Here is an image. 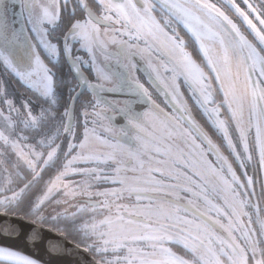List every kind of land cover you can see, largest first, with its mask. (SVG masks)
Returning a JSON list of instances; mask_svg holds the SVG:
<instances>
[{"label": "snow or ice", "instance_id": "1", "mask_svg": "<svg viewBox=\"0 0 264 264\" xmlns=\"http://www.w3.org/2000/svg\"><path fill=\"white\" fill-rule=\"evenodd\" d=\"M93 3L95 8L90 0H0V64L54 103L55 74L38 46L52 58L63 50L72 59L79 86L91 90L92 126L85 107L83 138L79 144L68 145L69 153L77 149L76 154L67 159L64 172L56 178L81 172L115 185L97 193L105 198L100 206L108 214L79 226L85 237L94 238V244L86 247L101 254L122 253L115 257L116 264H264V217L251 199L255 195L253 177L245 171L246 182H241L220 145L192 116L181 91L183 83L241 168L253 160L254 150L264 167V0H243L247 11L236 0H227L250 30L247 34L213 0ZM62 9L67 13L66 24ZM78 11L83 12L82 19L77 18ZM179 25L199 45V61L188 51L177 31ZM61 28L60 36L53 35ZM76 44L89 60L73 55ZM112 46L117 50L112 51ZM136 57L144 61L151 83L169 98L172 112L160 109L135 75ZM89 62L95 68V81L81 68ZM124 91L133 98L122 107L103 95ZM74 102L75 97H70L60 124V130L73 138ZM4 104L0 141L11 144L34 170L38 162L51 161L60 147L58 137L44 134L42 128L47 121L55 122V110L33 114L25 102L21 112L6 96ZM137 104L150 107L138 111ZM117 115L123 121L118 129L114 126ZM18 125H23L19 131ZM97 125L106 136L98 132ZM26 129L46 135L39 141L49 149L46 153L23 143L29 139L23 134ZM209 153L215 163L208 159ZM76 163L95 166L75 168ZM101 165L109 167L111 174ZM23 191L4 196L0 205L15 201ZM52 191L50 187L37 199L35 212L42 211ZM125 197H134V203H116ZM253 216L259 237L252 227ZM39 238L36 229L32 239ZM174 247L183 248L185 254ZM0 264L37 262L0 247Z\"/></svg>", "mask_w": 264, "mask_h": 264}, {"label": "trees", "instance_id": "2", "mask_svg": "<svg viewBox=\"0 0 264 264\" xmlns=\"http://www.w3.org/2000/svg\"><path fill=\"white\" fill-rule=\"evenodd\" d=\"M236 2L247 11V7L243 3V0H236ZM254 2L259 3V0H254ZM233 19L243 28L246 27L235 13L233 14ZM191 49L197 57L198 50L196 47ZM49 64L55 74L54 81L56 86V100L54 103L51 100L42 97L37 91L26 86L18 77L0 64V77H2L0 81L3 84L4 95L12 99L16 108L20 109L21 112H24V104L27 102L33 114L39 113L41 109L48 110L50 108L54 109L56 113L55 122L47 121L43 125L42 132L46 135L57 136L58 138L56 143H58L60 147L57 150V155L52 162L44 167H38L41 166V164H38L34 170L18 156L11 144H4L0 141V199L4 196L11 197L13 192H18L21 188L24 189L15 201L7 205H0V211L17 213L35 221L40 213L34 211V205L37 199L45 192L49 183L63 167L64 161L69 156L67 149L70 134L60 130V124L64 108L70 104V97H72L74 92V90H72V84H70L72 77L68 74V70L65 69L64 65H62V68L59 67L58 69L55 64ZM15 115L16 114L13 113L14 118ZM81 116V107L78 104L76 108L75 120L81 122L83 121V123L74 124V127H76L75 130H77L75 131L77 136L76 138L79 137L80 133H82V130L84 129L85 117ZM64 122H66V118H64ZM20 129H18V131ZM24 133L30 135V141L36 143V146L40 145L38 138L46 137V135H42L31 129L24 130ZM216 133L214 143L220 145L221 152L225 156H228L229 161L232 163V166L236 170L237 175L240 177L241 182H246V177L244 176L245 171H247L249 176L253 177L254 184L252 187L255 189V195H253L251 199L259 204L261 209L260 215L264 217V171L262 166L259 164L258 151L254 150L253 160L246 161L245 166L241 168L239 162L236 161L235 157L230 154V151L221 135L218 132ZM43 148L46 152L47 148ZM208 159L215 163V156L211 153L208 154ZM25 185H27V187H25ZM90 216L91 215L86 214L85 209H81L80 211L74 213L60 214L54 218L44 216L42 218L43 221L39 223L49 225L57 231L64 233L69 239L79 243L80 245L86 246L93 245L94 238L85 237L84 232L79 226L85 222H90L91 219H88ZM252 227L257 230V236H259V225L255 222V216H253ZM97 243L98 241L95 240V244ZM176 248L178 250L181 249L182 253H184L183 248ZM89 249L92 254L102 261L103 257L105 255L108 256L109 254H101L99 252L95 253L96 251H93L91 248Z\"/></svg>", "mask_w": 264, "mask_h": 264}, {"label": "rangeland", "instance_id": "3", "mask_svg": "<svg viewBox=\"0 0 264 264\" xmlns=\"http://www.w3.org/2000/svg\"><path fill=\"white\" fill-rule=\"evenodd\" d=\"M213 2H215L218 5H220L221 7H223L224 10L226 12H228V14L233 18L232 14H234V13L232 11H230L231 7L228 5L227 0H213ZM242 30H245L246 34L250 31L246 27L245 28L242 27ZM250 38H251V36H250ZM198 47H199V45H198ZM188 51H190L189 48H188ZM41 57H42V59H44L45 63L48 64V66L50 67V64L46 61L43 54H41ZM1 78L2 77H0V79ZM0 90H2V91H0V108H5L6 105L4 104V98H5L4 88H3V84L1 81H0ZM8 99H11V98H8ZM85 107H87V106H85ZM84 108H83V110H84ZM87 109H88V112L90 114L88 117V120H89V126L91 127L92 126L91 120L93 119V117L91 116L92 109L90 107H87ZM84 120H85V118H84ZM2 126H3V121L0 120V127H2ZM18 126L20 128H23V125H18ZM19 127H18V129H20ZM97 130H98V132H100V134L105 135V136L107 135V133H104L103 130L99 128V125H97ZM82 132L84 133V129L82 130ZM83 133L80 134L78 138H76L77 137L76 134H75V138H73V136L70 134V137L68 140V145L70 143L71 144H79L83 138ZM23 134L28 136V138L30 136L24 132H23ZM45 138L46 137H40V138H38V141H40L41 139H45ZM23 143H25L27 145H31L37 151L45 152V150L41 146V144L39 146H36V143H34L33 141H30V139H28L27 141H24ZM176 143L183 146V142L179 139H177ZM48 150L49 149H47V151ZM102 150L107 151L106 148L102 149ZM76 151H77V149H73L72 152L69 153V151L67 149L69 156L64 161L63 167L54 176L53 180L49 183L45 192L40 196V197L45 196V194L48 193V189L50 187L53 188V191L51 193H49L47 196V199L44 200V203L42 205V211L39 213V216L36 218V221L42 222L43 221L42 218L44 216L54 218L55 216H58L60 214L74 213V212L80 211L81 209H85L86 214L91 215L90 217H88V219H91V221L85 222V223L90 224L93 222V218L96 221H99V220H102L104 218V216L108 214V209L100 206L105 198L103 196L98 195L97 193L103 192L106 189H110L112 187H115V185L111 184L110 182H106L104 180H101V179H96L92 174H84L81 172H68L65 175L61 176L60 180L57 181L56 178L58 176H60L61 172H64V165L67 162V159H70L72 155H75ZM56 155H57V153H56ZM55 156H54V158H55ZM44 159H46V156L44 157ZM52 160L49 161L47 164H50L52 162ZM38 164H41V166H38ZM47 164H43V163L38 162L36 166L44 167ZM94 166L95 165H93V164H85V163H76L73 165V167H75V168H91ZM101 167L104 168L105 173L111 174V169L109 167H107L105 165H101ZM262 169L264 171V167H262ZM54 182H55V187L53 186ZM86 186H88V187H86ZM66 193H68V194L66 195ZM72 193H76V194L73 195ZM87 193H90V195ZM109 202L112 203L111 197H109ZM94 203H96V204H94ZM116 203H120V204H124V205H131L134 203V197H125L119 201H116ZM113 211H114V207H113ZM98 243H100V242L98 241ZM174 250H176L177 252H179L181 254H185V253H182L181 249L178 250L176 247H174ZM117 255H122V253L109 252L108 256L105 255L103 257L104 263L109 264V262H112V264H116L115 257Z\"/></svg>", "mask_w": 264, "mask_h": 264}, {"label": "water", "instance_id": "4", "mask_svg": "<svg viewBox=\"0 0 264 264\" xmlns=\"http://www.w3.org/2000/svg\"><path fill=\"white\" fill-rule=\"evenodd\" d=\"M70 63L72 66V62ZM72 70L79 80L73 67ZM82 71L84 72L83 69ZM84 74L86 75L85 72ZM85 89L86 87L80 86L73 96L75 97L72 105L73 116H75L77 102ZM118 93L106 92L103 95L119 98ZM148 107L149 105L144 109ZM36 229L40 230V238L33 240L32 236ZM52 245H57V247L54 249ZM0 247L16 250L35 260L37 264H103L91 254L88 248L72 241L65 234L23 215L5 211H0Z\"/></svg>", "mask_w": 264, "mask_h": 264}, {"label": "flooded vegetation", "instance_id": "5", "mask_svg": "<svg viewBox=\"0 0 264 264\" xmlns=\"http://www.w3.org/2000/svg\"><path fill=\"white\" fill-rule=\"evenodd\" d=\"M90 3L93 4L94 8L96 7V4L93 3V0H90ZM230 11L235 13L234 10L231 8H230ZM66 17H67L66 10L62 9V18L65 19V24L67 23ZM77 18L82 19L83 18V12L78 11L77 12ZM177 31L179 32V34L182 37H184L185 41L187 42V46L192 53H193V50L191 48L196 47V49L199 50L197 43L194 41V39H192L190 37V34L187 32L186 29H184V27L182 25L177 26ZM61 34H62V28L57 30L53 35L60 36ZM124 39H127V37H124ZM60 46H61V49H63V42L62 41L60 42ZM72 47H73V55H78V56L83 57L85 60H89L87 52L80 49L78 44L72 45ZM111 50L116 51L117 49L115 46H112ZM38 51H40L41 54H43L44 58L46 59V61L48 63L55 64L56 68H58V69H59V67L62 68V65H64L65 69L68 70V74L72 77L70 84H72L71 85L72 90H74L73 95H72V97H73L75 92L79 89L80 86H79V80L77 79V77L75 76V74L72 70V66L70 63V62H72V59L69 57V55L67 53L63 52V50H62L61 55L59 57L52 58V57L48 56L47 53L44 52L42 47L38 46ZM193 55H194V53H193ZM153 57H154L153 59L156 58L155 56H153ZM197 57H196V59L199 61L201 59L200 55L198 54ZM134 62L137 65L136 70H135V75L139 78L140 82L142 84H144V86L146 88H148L149 92L152 95V99L156 102L157 105H159L160 109L164 110V112H172V105L169 102V98H166L165 95L163 94V92L158 90L157 87L155 85H153L151 83V81L149 80L148 74L145 72L144 61L141 60L139 57H136ZM81 68L84 70V72L86 73V75L88 76V78L90 80L95 81V69H94V66L90 62L82 65ZM181 91L184 94V99L186 100L187 105H188L189 109L191 110L192 116L209 133L210 137L214 141V137L217 134L216 130L212 127V125L208 121L207 117L203 113L202 109L197 104L195 98L193 97L191 92L188 91L187 86L184 85L183 83H181ZM118 94H119V98H113V97H109L106 95H104V97L106 98V100L108 102L115 104L117 107H122L125 101L132 99V97L129 96L131 94L128 93L127 91L119 92ZM91 100H92V93L86 87V89L84 90L83 94L81 95V97L79 98L78 103H77V105L79 104V106L81 107V115H82L81 117H84L83 108L85 106L90 107L88 102ZM80 101H81V103H80ZM146 106H147L146 104H137L136 108L138 111H145V110H147V108L144 109V107H146ZM81 123H83V121L81 122V121L74 120L73 126H74V124H81ZM114 126L117 127V129L119 127L123 126V121H122L121 117H116V120L114 121ZM75 129H76V127H74V131H77ZM95 253H97V252H95Z\"/></svg>", "mask_w": 264, "mask_h": 264}, {"label": "crops", "instance_id": "6", "mask_svg": "<svg viewBox=\"0 0 264 264\" xmlns=\"http://www.w3.org/2000/svg\"><path fill=\"white\" fill-rule=\"evenodd\" d=\"M83 133V132H82ZM82 133H80V134H82Z\"/></svg>", "mask_w": 264, "mask_h": 264}]
</instances>
